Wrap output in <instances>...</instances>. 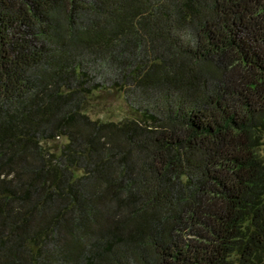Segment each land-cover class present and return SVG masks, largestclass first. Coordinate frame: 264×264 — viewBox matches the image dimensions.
Returning a JSON list of instances; mask_svg holds the SVG:
<instances>
[{"label": "trees", "instance_id": "1", "mask_svg": "<svg viewBox=\"0 0 264 264\" xmlns=\"http://www.w3.org/2000/svg\"><path fill=\"white\" fill-rule=\"evenodd\" d=\"M0 264H264V0H0Z\"/></svg>", "mask_w": 264, "mask_h": 264}, {"label": "rangeland", "instance_id": "2", "mask_svg": "<svg viewBox=\"0 0 264 264\" xmlns=\"http://www.w3.org/2000/svg\"><path fill=\"white\" fill-rule=\"evenodd\" d=\"M100 94L103 101L99 107L90 109L91 117L119 120L132 114L131 107L124 99L121 91H115L111 88Z\"/></svg>", "mask_w": 264, "mask_h": 264}]
</instances>
